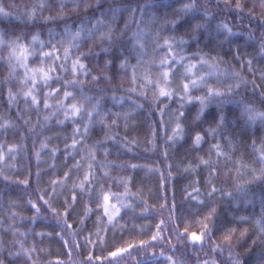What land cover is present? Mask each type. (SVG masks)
Returning a JSON list of instances; mask_svg holds the SVG:
<instances>
[{
	"label": "trees",
	"instance_id": "obj_1",
	"mask_svg": "<svg viewBox=\"0 0 264 264\" xmlns=\"http://www.w3.org/2000/svg\"><path fill=\"white\" fill-rule=\"evenodd\" d=\"M86 2L87 7L85 3L77 6L73 0H64L61 10L60 0H0V33L5 34V40L22 36L24 39L18 43L27 46L32 36L39 34L40 40L55 43L61 55L59 41L66 24L72 27L83 23L92 28L96 20L104 21L95 36L81 37L80 51L88 53L82 59L88 74H74L71 61L66 69H61L58 61L50 87L37 81L32 88L35 104L31 96H25L29 85L17 71L15 58H10L11 48L0 50V262L232 264L229 257L234 250L245 253L240 259L248 264L249 251L258 253L264 249V244L258 242L264 240L260 231L264 228V178L251 180L253 170L260 168V153L254 149L264 148V123L249 122L242 110L249 106L264 112V53L260 50L264 41V2L240 0L241 7L237 9L236 0H227L229 6L225 0H198L199 11L185 16L179 27L165 21L177 19L176 10L182 7L183 0ZM132 7L136 8L134 20L142 16L145 23L140 27L148 29L140 41L143 47L135 42L133 49V38L128 33L111 46L110 52H102V48L110 46L109 41L97 37L109 25L114 39L123 35L127 11ZM112 8L127 11H121L113 20L107 11ZM205 10L212 16L204 17ZM48 17L52 19H45ZM205 20L206 28L192 31L193 25ZM219 23H226L235 35L218 30ZM49 29L53 30L52 36ZM249 34L254 38L249 39ZM165 37L186 40L175 52L192 62L199 60V55H193L197 53L209 54L208 59L217 58V75L208 77L207 83L192 89L190 95H207L211 86L223 94L217 99L224 103L218 106L214 100L201 120L195 119L200 109L198 100L181 108L183 91L182 86H177L181 85L182 65L176 66V75L169 82L170 89L178 93L171 99L155 100L152 87H141L146 69L153 81L157 79L156 64L168 49L157 48L156 43L163 45ZM34 47L35 54L27 57L28 65L33 69L47 68L52 62L41 65L40 45ZM43 51H50V45ZM75 55L79 53H74L73 58ZM125 58L129 67L122 69L119 65ZM106 60L111 61L107 67ZM10 64L15 66L14 71ZM132 65H136L135 82ZM208 71L203 66L198 74ZM233 72L239 75L232 76ZM93 76L97 77L95 81ZM56 77L61 78L59 82ZM73 79L80 81L79 86L64 85L65 80ZM132 88L136 91H130ZM52 89H58L59 95L53 93L45 100V94ZM65 90L76 97L65 102V107L68 103L83 104L74 122L66 120L59 108ZM81 90L90 100L82 99ZM97 100L90 122L88 113ZM45 103L51 106L45 107ZM165 106L166 114L162 115L160 108ZM54 110L56 115L51 114ZM179 111L186 116L180 122L185 135L173 146L168 136L176 128L174 113ZM220 113L225 117L224 124L215 135H209L206 130L216 126L214 118ZM197 132L203 141L193 146L192 138ZM213 145H219L226 155L217 158ZM199 158L211 159V166L185 171L190 165L195 167ZM245 180L250 182L242 183ZM211 187L218 191L209 200ZM193 188L199 190L204 206L197 208L196 201L186 198V191L192 193ZM221 190L231 191L232 196H221ZM104 194L115 210L119 209L112 222L104 212ZM212 208L217 209L212 217L215 228L206 243L192 247L190 240H177L175 231L183 233L187 229L199 235ZM154 235L156 240L152 239ZM225 235H230V239L225 240ZM244 241L247 246L242 249L240 244ZM120 248H127L128 253H121L118 260L110 256ZM25 250L31 251L25 255ZM167 257H172V261ZM255 264H264V260Z\"/></svg>",
	"mask_w": 264,
	"mask_h": 264
},
{
	"label": "snow or ice",
	"instance_id": "obj_2",
	"mask_svg": "<svg viewBox=\"0 0 264 264\" xmlns=\"http://www.w3.org/2000/svg\"><path fill=\"white\" fill-rule=\"evenodd\" d=\"M175 2V0H174ZM197 2L198 0H183L182 7L177 9V19L172 20V21H165V23H170L173 27H179L181 25V22L183 21L185 16H188L191 13H195L199 11L197 7ZM210 2V0H209ZM264 2V0H262ZM73 3H75L77 6H79L80 3H85V6L87 7L88 4L86 0H73ZM97 3H99V0H97ZM225 5H228L227 0H225ZM60 6L61 10L64 7V0H60ZM235 7L239 9L241 7L240 0H236ZM141 10H143V6H141ZM112 14V19H116L117 15L122 11L121 8H112L110 10ZM204 17H209L212 16L210 12L207 10L204 11L203 13ZM212 18H215L214 16ZM31 19V16H30ZM45 19H52L51 17L45 18ZM104 24L103 20H96V23L93 24L92 28H87L83 25V23L79 26H72L75 27L76 30L72 31V27L69 25L64 26V35L59 41L63 52L62 55L60 54V50L57 48L55 43H52L51 40L48 41L47 43L45 41L40 40L39 34H35L31 38V42L29 45L25 46L20 43H18L20 40L24 39L22 36H18L15 38V40L12 41H7L4 38L3 33H0V50L7 48H11L10 52V58H15V60L19 63L21 67H26V61L27 57L34 55L35 54V45L39 44L41 51L39 52V55L41 57L40 63L41 65H44L47 61H51V64H48L47 68L45 67H39L36 69H27L25 73L26 79L31 78L33 81V86L35 87L37 81L43 82L44 85L50 87V81H53V73L56 72V68L54 65L59 61L61 69H66L68 67V61H71V70L74 74L76 73H83L85 75L88 74V71L86 69V66L84 63H82V59L86 58L88 56V53L80 51V48L82 47V41L81 37H88L92 38L95 36L96 31L98 30V26ZM208 24V20H205L204 23L200 24H195L192 26V31L195 32L197 29L200 28H206ZM126 26V25H125ZM217 29L221 30L228 35H235L229 28V26L226 23H219L217 25ZM49 35H53V30L49 29ZM262 35H264V32H262ZM143 36V32L138 33L136 35V42L137 44H140V47L142 48L143 45L140 43L141 38ZM101 41L107 40L109 41V47L102 48L101 51L104 53H108L111 50V46L115 45L119 37H116L114 39L113 36V28L111 25L108 26V30L106 32H101L99 37H97ZM195 37L193 36V39ZM227 39V36L225 37ZM254 37L249 34V39H253ZM187 41L184 40L183 38L177 40L175 37H165L164 38V43L160 47H166L168 49V52L164 53L161 59L159 60L158 64H156V67L158 69L157 72V79L153 81L151 79L149 71L146 69L144 72V84L141 86L142 88H147V87H152L154 90L155 100H159L161 97H164L166 99H171L174 95H177V92H173L170 87H169V82L172 80L175 75H176V66L177 65H182L183 66V74H182V80H181V85H178V88H181L182 86V91H183V96H182V103H181V108L185 107V104L188 102H191L192 100H198L200 102V109L196 115V120H201L202 117L205 115V110L208 108L209 104H211L214 100L217 103L218 106L223 104V101L220 99H217L218 97H221L223 94L217 90L214 87L209 86L206 99L204 97H193L190 95V92L192 89L199 88L201 86H204L207 83V78L211 76L217 75V70L219 69V64L217 63V58L216 57H211V59H208L207 53L205 54H193L199 55V60L196 62H192L191 58H186L183 55H180L179 53L175 52V49L177 47H180L184 44H186ZM50 45V51H43L45 47H48ZM260 50L262 53H264V42L261 43L260 45ZM79 53V55H75L74 53ZM89 52H91V49H89ZM2 59V58H0ZM187 60V62H185ZM140 59L138 55L137 59V64H140ZM111 63V61L106 60L105 61V67L108 66V64ZM153 63H156L153 61ZM249 64H251V61H249ZM120 68L122 69H127L129 67L127 58H125L123 61L120 63ZM207 66L209 68V71L207 73H204L203 75L198 74L199 73V68ZM10 67L12 71H14L15 66L10 64ZM133 68V82L136 80V72L135 68L136 65H132ZM30 74V75H29ZM223 74V73H221ZM232 76H238L239 74L236 72L231 73ZM56 82H59L61 79L60 77H56ZM97 77L93 76L92 80H96ZM80 81L73 79V80H65L64 85L69 86V87H77L79 86ZM236 87H239V83H237ZM130 91H136L135 88L130 89ZM53 93L56 95H59V90L58 89H52V92L46 93L45 94V100H47L48 97L52 96ZM143 95V92L140 93ZM25 96H31L32 97V103L35 104L37 102L36 96L32 94V91L29 90L28 92L25 93ZM10 97V102L13 99L11 92L9 93ZM81 97L83 100H90V98L86 95L83 94V91L81 90ZM76 99L75 95L71 91L65 90L63 92V99L59 102V108L64 111L65 114V119L69 120L72 119L74 122V119L80 114V112L83 110V104H76V103H68L67 107H65V102L69 101H74ZM99 101L97 100V104L93 105V110L88 113L89 120L91 122L93 112L96 110V107L98 106ZM45 107H49L47 103H45ZM137 107H140L138 105ZM166 108L167 106L160 108L161 114H166ZM243 113L247 114L248 121L251 123H255L257 121H260L261 123H264V113L257 112L255 109L249 107V106H244L243 108ZM119 115V114H117ZM128 114H125V118H127ZM175 120L177 121L176 123V128L173 130L172 135L168 136V140L171 141V144L174 146L176 144H179L181 140L184 138L185 135V129L181 126V120L186 119L185 113L183 111H179L177 113H174ZM216 126L215 127H210L206 130V132L209 135H215L217 133V130L224 124L225 117L223 113H220L218 116H215L214 118ZM101 123L103 120L100 121ZM60 123H64V121H60ZM87 125L85 126V129L87 130ZM78 131V129H77ZM203 137L197 132L195 136L192 138V145L193 146H198L202 143ZM78 143L77 141H74V144ZM213 148L216 149V156L217 158L223 157L226 154L220 150L219 145H213ZM130 150V149H129ZM255 151L259 152L260 155L258 157V163L260 164L261 168V173L264 175V148L261 149H254ZM211 152V149L209 150ZM237 163H241V161H237ZM212 164L211 159L205 160L203 158H199V163L195 166L192 167L191 165L185 169V171H195L196 168L200 167V165H203L205 167H210ZM244 167H247V165H243ZM132 167H138L137 165H132ZM158 170V169H157ZM151 171V169H150ZM239 171V169H237ZM107 175V173H106ZM87 180V177L85 178ZM209 183H211V178H209ZM126 185V182H124ZM81 190H83V185H81ZM218 191L215 187H211L210 190L207 193L208 199L210 200ZM102 192V190H101ZM99 195V194H98ZM200 197V192L198 189L193 188L192 193H188L186 191V198L190 199L192 201L197 202V208L204 206L205 201H202L199 199ZM103 201H104V212L105 214L108 215V220L109 222L113 221V216L116 214V212H119V209H116L115 212H110V207L115 208V205L109 206L108 201H109V196L107 194L103 195ZM33 207L35 205L33 204ZM99 207V205H98ZM91 211V210H88ZM88 211H86L85 215L88 214ZM217 213L216 208H212L209 215L205 217V220L208 221L207 223H203V227L201 230V233L197 235L195 232H188L187 229L183 233L179 231H175V235L177 240H190L192 242V247H195L196 243H200L201 246L207 242V240L210 238L211 234L214 231V223L212 222V217L215 216ZM240 220H245L246 217H239ZM159 228V225H157ZM234 231V230H232ZM261 235H264V228H261ZM59 235V234H57ZM153 240L157 239V236L154 235L152 237ZM225 240L230 239V235H225L224 237ZM89 243H94L93 241H89ZM147 243V242H143ZM131 247V245H130ZM219 247V246H217ZM31 250H25V255H28V252ZM215 251V248L213 249ZM230 251V250H229ZM121 253H128L127 248H120L117 251H113L110 253V256L113 258H119ZM11 255V253H10ZM18 255V254H16ZM161 256H163V253H160ZM31 259V257H28ZM232 260V264H241L240 257L238 255H233L230 253V257ZM168 261H172V257H167ZM2 264V262H0ZM109 264H112V261H109ZM205 264H208L207 261H205ZM212 264H215V261H212Z\"/></svg>",
	"mask_w": 264,
	"mask_h": 264
},
{
	"label": "clouds",
	"instance_id": "obj_3",
	"mask_svg": "<svg viewBox=\"0 0 264 264\" xmlns=\"http://www.w3.org/2000/svg\"><path fill=\"white\" fill-rule=\"evenodd\" d=\"M122 11H127V8H124L122 9ZM136 12V8L135 7H132L130 11H127L128 13V18L127 20L124 22V29L122 30V33L123 35H121L119 37L118 40L124 38L127 36L128 33H131L132 35V38H133V43H132V48L134 49L135 48V42H136V35L138 33H141V32H146L148 29H147V26L145 27H140V25L142 23H145L143 21V17L141 16L139 19H135L134 20V17H133V13ZM135 23L136 25V28L134 29L133 28V24ZM148 24L151 23V21L147 22ZM126 25V26H125ZM156 36L158 37L159 36V32L156 33ZM153 42L155 43L156 40L155 38L153 39ZM264 42V41H262ZM160 46H162L161 44L159 43H156V47L157 48H160ZM203 75V74H201ZM197 97H204L205 99L207 98L206 95L204 96H197ZM223 101V100H222ZM224 103V101H223ZM260 113H264V112H260ZM264 178V175H262L261 173V168H259V170H253L252 172V176H251V180L252 181H257V180H260ZM250 181H243L242 183H249ZM241 186V183L238 182L237 183V188H239ZM220 195L221 196H228V197H231L232 196V192L231 191H223L221 190L220 191ZM257 242V241H254V243ZM259 243L261 244H264V240H259L258 241ZM247 246V241H244L240 244V247L242 249H244L245 247ZM233 255H238L239 257H243L245 256V253L241 252V253H235V251L233 250L232 252ZM246 259L248 260V264H255L256 261H261V260H264V249H260V251L257 253V252H252V251H249L246 255ZM241 260V264H244V261L243 259H240Z\"/></svg>",
	"mask_w": 264,
	"mask_h": 264
},
{
	"label": "rangeland",
	"instance_id": "obj_4",
	"mask_svg": "<svg viewBox=\"0 0 264 264\" xmlns=\"http://www.w3.org/2000/svg\"><path fill=\"white\" fill-rule=\"evenodd\" d=\"M18 63V62H17ZM18 69H17V71L18 72H21V74H22V76L24 77V83H28V85H29V90H32V88L34 87L33 86V81H32V79L31 78H28V79H26V77H25V73H26V70L27 69H33V68H31L29 65H28V62L26 61V67H21L20 65H19V63H18V67H17ZM34 70V69H33ZM207 73V72H206ZM30 75V74H29ZM37 83V82H36ZM48 104V103H47ZM49 105V104H48ZM51 106V104L49 105V107ZM56 113L57 112H55V110L54 111H51V114L52 115H56ZM0 156H2V152L0 153ZM108 204H109V206H111L112 204L110 203V198H109V201H108ZM104 206V205H103ZM110 212H115V208L113 209V208H111L110 207ZM210 264H212V263H210Z\"/></svg>",
	"mask_w": 264,
	"mask_h": 264
},
{
	"label": "bare ground",
	"instance_id": "obj_5",
	"mask_svg": "<svg viewBox=\"0 0 264 264\" xmlns=\"http://www.w3.org/2000/svg\"><path fill=\"white\" fill-rule=\"evenodd\" d=\"M100 202V201H99Z\"/></svg>",
	"mask_w": 264,
	"mask_h": 264
}]
</instances>
